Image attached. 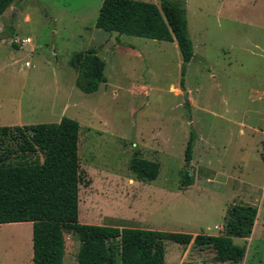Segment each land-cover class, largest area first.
Returning <instances> with one entry per match:
<instances>
[{"label": "rangeland", "instance_id": "obj_1", "mask_svg": "<svg viewBox=\"0 0 264 264\" xmlns=\"http://www.w3.org/2000/svg\"><path fill=\"white\" fill-rule=\"evenodd\" d=\"M103 2L17 0L0 17V127L79 122L84 225L217 237L233 202L258 205L256 234L235 244L248 252L240 264H264V0H185L195 52L185 77L176 42L98 29ZM90 50L107 83L86 94L83 67L70 60ZM134 155L161 165L156 181L134 175ZM186 170L195 177L187 193ZM65 239L64 264H78L79 239ZM165 246L167 264H232L214 262L211 248ZM0 264H34L31 223L0 225Z\"/></svg>", "mask_w": 264, "mask_h": 264}, {"label": "trees", "instance_id": "obj_2", "mask_svg": "<svg viewBox=\"0 0 264 264\" xmlns=\"http://www.w3.org/2000/svg\"><path fill=\"white\" fill-rule=\"evenodd\" d=\"M17 0H0V17ZM160 7L138 0H104L96 27L119 36L158 42H176L185 77L195 57L189 34L185 0H160ZM10 36L14 30L9 27ZM13 47L19 48L13 43ZM83 67L86 94L107 83L105 62L95 50L77 53L70 66ZM182 87L185 83L182 81ZM81 126L63 117L59 123L23 127H0V225L31 223L33 263L64 264L65 233L80 241L78 264H167V241L180 246L212 248L214 262L241 263L246 248L234 239H250L259 210L255 206L231 204L223 235H191L154 230L84 225L79 221L80 186L83 173L79 158ZM197 140L194 130L185 151V163L193 161ZM261 159L264 162V142ZM130 170L139 180L156 181L161 165L134 155ZM190 170L181 172L180 191L194 185ZM87 184V183H84Z\"/></svg>", "mask_w": 264, "mask_h": 264}, {"label": "crops", "instance_id": "obj_3", "mask_svg": "<svg viewBox=\"0 0 264 264\" xmlns=\"http://www.w3.org/2000/svg\"><path fill=\"white\" fill-rule=\"evenodd\" d=\"M262 135H263V138H262V141H261V143L260 144H262L263 145V142H264V132L262 133ZM259 144V145H260ZM262 150H263V146H262ZM262 152V151H261ZM261 155V154H260ZM193 187H195V185H193V186H191V187H189L190 189H192ZM189 188L185 191V193H187V192H189ZM207 190V189H206ZM233 204H238V203H234L233 202ZM241 205H250V204H241ZM252 206V205H251ZM258 205H256L255 207H257ZM258 208V210H259V212H260V207L258 206L257 207ZM223 211H225V208L223 209ZM259 218V213H258V217H257V219ZM257 228H258V220H256V223H255V227H254V230H253V233H252V235H251V238L250 239H234L233 241H234V243H235V241L236 240H244V241H250L253 237H254V235L256 234V231H257ZM215 230L217 231V232H219V234L217 235V236H220V235H223V233H224V226H216L215 227ZM205 235V234H204ZM208 236H210V235H208ZM31 238H32V236H31ZM184 247V246H183ZM240 247H245V246H240ZM205 248H208V247H205ZM205 248H203V249H205ZM246 248V247H245ZM199 249V248H198ZM200 249H202V248H200ZM212 249V248H211ZM215 252V251H214ZM247 254H248V252H247V249H246V256H247ZM67 255V254H66ZM65 255V256H66ZM184 256V255H183ZM185 256H189V252L188 253H186L185 254ZM185 256L183 257V259L185 258ZM246 256H245V258H246ZM65 259V258H64ZM243 262V261H242ZM224 263H230V262H224ZM233 264V263H232ZM240 264V263H239Z\"/></svg>", "mask_w": 264, "mask_h": 264}, {"label": "built area", "instance_id": "obj_4", "mask_svg": "<svg viewBox=\"0 0 264 264\" xmlns=\"http://www.w3.org/2000/svg\"><path fill=\"white\" fill-rule=\"evenodd\" d=\"M15 43H17L18 45L21 44L22 45L21 48H25L28 44L32 43V40L30 38H27V39L22 40V41L17 40ZM26 65L28 66L29 63H26Z\"/></svg>", "mask_w": 264, "mask_h": 264}, {"label": "water", "instance_id": "obj_5", "mask_svg": "<svg viewBox=\"0 0 264 264\" xmlns=\"http://www.w3.org/2000/svg\"><path fill=\"white\" fill-rule=\"evenodd\" d=\"M185 95V98H186V102H187V104L189 105V97H188V93H185L184 94ZM191 164H189V166H190Z\"/></svg>", "mask_w": 264, "mask_h": 264}, {"label": "bare ground", "instance_id": "obj_6", "mask_svg": "<svg viewBox=\"0 0 264 264\" xmlns=\"http://www.w3.org/2000/svg\"><path fill=\"white\" fill-rule=\"evenodd\" d=\"M21 224H23V223H21ZM26 225H27V224H26ZM23 235H24V234H23ZM22 240H23V239H22ZM22 240H21V241H22Z\"/></svg>", "mask_w": 264, "mask_h": 264}]
</instances>
